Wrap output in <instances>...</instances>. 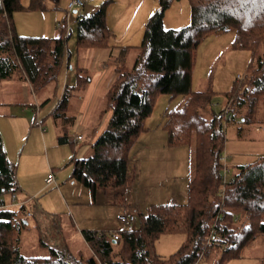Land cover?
I'll return each instance as SVG.
<instances>
[{
	"label": "trees",
	"instance_id": "obj_1",
	"mask_svg": "<svg viewBox=\"0 0 264 264\" xmlns=\"http://www.w3.org/2000/svg\"><path fill=\"white\" fill-rule=\"evenodd\" d=\"M46 1L27 0L24 8L45 10ZM50 1L57 7L60 0ZM106 1L95 11L76 14V49L111 46ZM172 1L157 0L158 7L144 24L141 42L132 49L136 52L130 67L126 63L129 46L109 56L107 64L114 76L103 92L104 105L98 113L100 117L107 113V120L90 142L89 153L73 159L71 175L93 198L101 190L129 186V152L147 129L145 121L156 97L181 95L179 106L166 109L162 126L170 146L189 145L193 150L186 202L149 204L145 212L136 211L137 226L121 230L117 239L106 232L82 229L92 252L86 258L72 257L65 247L49 245L45 255L22 254L18 234L27 218L18 215L24 206L0 207V264H200L212 248L217 250V258L210 264H224L241 256L248 243L264 233V154L237 165L229 180L223 181L219 160L225 140L222 109L218 113L212 109L216 92L211 86L204 90L191 87L199 43L209 35L233 31L231 48L249 51L250 68L240 84L234 79L232 87L222 92L224 105L230 111L232 103L252 107L256 99H264V0H188L190 22L180 28H165L163 13ZM21 8L22 0H0V79L20 69L32 88L33 84L55 85L69 56L66 18L59 21L51 38L20 35L12 13ZM89 79L87 69L77 66L74 85L64 87L51 111L54 122L62 121V134L73 121L65 112L71 90L84 87ZM59 140L65 141L66 135H60ZM17 188L14 166L6 157L0 135V202L6 193L16 195ZM164 233L185 236L167 257L154 249L155 240ZM114 244L119 245L117 251ZM258 261L264 264V253Z\"/></svg>",
	"mask_w": 264,
	"mask_h": 264
},
{
	"label": "rangeland",
	"instance_id": "obj_2",
	"mask_svg": "<svg viewBox=\"0 0 264 264\" xmlns=\"http://www.w3.org/2000/svg\"><path fill=\"white\" fill-rule=\"evenodd\" d=\"M103 1L83 0V6L72 10L66 17L65 24L69 33L66 40V48L70 58L73 57L74 59L76 56L80 58L87 51V49L78 50L75 46L76 14L95 11ZM67 2L68 0H60L57 7H54V4L50 0H47L45 10L32 11L24 8L27 5V0H22L23 8L14 10L12 13L15 31L17 33L24 31L31 36L53 37L58 28L56 26V19L61 20L65 16ZM157 7V0H107L105 3L106 25L111 31L110 42L112 44L116 43L118 48L129 46L128 49L132 51L126 54L128 67H130L133 54L136 52L132 49L136 48L135 46L139 45L142 40L144 24L148 16ZM189 22L190 7L188 0H173L163 13L162 24L165 28H180ZM233 37V31L221 32L205 37L195 50L191 70L192 89L204 90L208 86H211L216 92L212 97V109L216 113L222 109V127L225 140L221 153L226 156V161L224 163L221 162V174L223 175L224 171L228 169L224 174L225 181L229 180L233 175L237 165L250 163L264 154V99H256L252 107L248 103H243L241 106L232 103L230 111L228 105H224L223 102L222 92L232 87L234 79H237V82L240 84L250 68L249 51L231 48ZM108 60H106L105 66L110 68L111 66L107 64ZM111 70L113 71L112 67ZM90 71L87 70L89 75ZM92 73L93 71H91ZM19 75L23 74L20 69H17L11 77L0 79L5 80L3 83H0V92L4 89L2 93L12 95L21 100V97L24 96V91L22 90L20 79H17ZM237 75L240 78H237ZM21 77L23 79L26 78L24 75ZM58 80L60 83L57 87H55L53 82L41 87L33 84L34 88L30 86L29 82L27 83L26 86L32 107L34 104V109L27 105L29 113H33L35 108H37L35 104L36 97L40 103L39 106H41V115H45L48 110L53 108L57 100L62 96V76L58 77ZM85 89L82 87L71 90L75 97L72 96L68 100V105L65 107L68 113H75L77 111L79 98L76 96L80 94L84 97ZM8 95H4V100L12 101ZM182 101L183 97L181 95L170 96L168 94H159L155 99L150 115L145 121L147 129L139 134L131 148L129 160H132V155H136L135 159H133L135 162L132 165L130 163L129 167L132 168L133 164L136 167L138 185L136 187H128L125 196L128 203H134L138 206L139 211L145 212L151 203L169 202L181 204L187 200L188 176L192 168V147L189 145L170 146L167 143L166 131L162 126L166 109L179 106ZM103 105V92L99 91L92 107V114L98 116ZM4 106L7 105L0 104V110ZM8 106L11 107L13 105ZM17 107L16 109L23 111L21 104H17ZM225 109L228 110L227 113L230 116L228 114L227 116L224 115ZM47 116L46 123L49 128L55 127L56 130H61V119H56L57 122H54L52 114H48ZM97 116L96 118H98ZM107 116V113L102 115L104 118H107ZM86 135H89L91 140L94 138L88 132ZM147 136L151 137L150 143L145 141ZM116 190L121 191L122 189H106L107 192H115ZM221 190L224 191V187H221ZM50 191L51 188H48L44 192ZM166 191L170 192L168 197L165 194ZM13 202L14 200L11 199V195L6 193L3 195L0 207L16 209V205ZM46 205L49 204L46 203ZM24 214L23 212L18 216ZM26 218L27 224L20 228L21 231L18 234V244L21 253L26 256H42L47 254L48 246L44 244L50 237L42 227V223H45L44 219H38L34 215ZM133 226H137V221L132 224ZM119 227L120 229L113 232L119 233L123 229V225L121 224ZM63 231V236L60 237L61 240H64L62 244L67 243V249L72 248L74 252L79 250L83 258L88 257L84 245L74 240L71 228L65 227ZM184 237L183 233L161 234L154 242V249L160 256L167 257L180 247ZM113 247V250L117 251L119 245L114 244ZM263 253L264 233H259L248 243L241 256L230 258L224 264H259V257ZM215 258H217V250L212 248L209 250L206 260L200 264H210Z\"/></svg>",
	"mask_w": 264,
	"mask_h": 264
},
{
	"label": "crops",
	"instance_id": "obj_3",
	"mask_svg": "<svg viewBox=\"0 0 264 264\" xmlns=\"http://www.w3.org/2000/svg\"><path fill=\"white\" fill-rule=\"evenodd\" d=\"M32 11H38V9ZM59 21L56 19V26ZM18 34L29 35L24 31L18 32ZM110 44V47L88 48L80 58L76 56L73 59L68 56L57 74L55 87L60 83L58 77L62 76L64 89L65 86L74 85L77 66L93 71L92 74L90 71V79L83 87V89L86 88L84 97L80 94L76 96L79 98L77 111L68 113L65 110L67 116L73 118L71 125L64 132L65 141L59 140V136L64 135L61 130L58 131L55 127L49 128L46 123L47 115L51 114L55 105L48 110L47 115H41L40 103L34 95L37 108L33 113H29L27 110V105L32 107V104L26 86L28 80L23 79L21 77L23 75L17 77L20 79L24 91L21 100L2 93L4 89L0 92V104L7 105L0 110V135L6 157L14 166V176L18 187L16 200L13 204L16 207L21 204L24 206L25 214L23 216L25 218L34 215L38 219H44L45 223H42V227L50 237L45 242L47 246L67 249V243L62 244L64 240H61L60 237L63 236L62 232L65 227L71 228L74 240L84 245L89 256L92 252L82 237V229L106 233L117 231L121 225L117 219L119 214L129 211L135 214L139 210L134 203H128L125 196L128 187L138 185L136 167L134 164L132 168L129 167L130 163L132 165L135 162L133 159L136 154L132 155V160H129L128 164L132 176L131 184L121 188L120 196L116 194L118 190L115 192L101 190L93 198L89 189L75 181L71 175L73 159L86 156L89 153L90 142L93 139L91 140V137L86 133L95 137L107 120V118L100 117L99 114L96 115L98 117L96 118L92 114V107L98 92H104L114 76L111 67L105 66V63L110 55L120 53V48L116 43L110 42ZM93 67L95 68L93 69ZM3 81L5 80H0V83ZM4 95H8L12 101H5ZM17 104H21L23 111L16 109L18 108ZM37 118L41 119V125H32V122ZM87 128H89L88 131ZM77 135H82V138L74 140ZM150 140L151 137L147 136L145 141L149 142ZM51 172L54 180L51 183H46V176ZM48 188H51V191L44 192ZM165 194L168 197L170 192L166 191ZM67 252L72 257H80L82 254L79 250L74 252L72 248L67 249Z\"/></svg>",
	"mask_w": 264,
	"mask_h": 264
},
{
	"label": "built area",
	"instance_id": "obj_4",
	"mask_svg": "<svg viewBox=\"0 0 264 264\" xmlns=\"http://www.w3.org/2000/svg\"><path fill=\"white\" fill-rule=\"evenodd\" d=\"M83 4H84L83 0H68V2L66 4V8H65V18L68 16L69 12H71L74 9L81 8L83 6ZM57 26H59V23L57 24ZM236 77L237 78H240L239 75H237ZM227 111H228L227 109L224 110V115L227 116V114H228V116H230L229 113H227ZM32 125L40 126L41 125V119L37 118L36 120H34L32 122ZM81 138H82V135H77L74 140H79ZM219 159H220V161L222 163H224L226 161V156H224L223 154H221L220 157H219ZM227 170L228 169H226L224 171V174H225V172ZM224 174L222 175V180L223 181H225V175ZM53 180H54L53 173L51 172V173L47 174V176H46V183H51ZM220 191H222V190L220 189ZM11 199L15 201L16 200V195L15 194H11ZM117 219L123 225V229L122 230H125V229H129V228L132 227V224L135 222L136 217H135V214L133 212H130L129 211V212H123V213L119 214L118 217H117ZM107 234L110 235V236H112L114 239H117L118 238V235H119V233H117V232H108Z\"/></svg>",
	"mask_w": 264,
	"mask_h": 264
}]
</instances>
